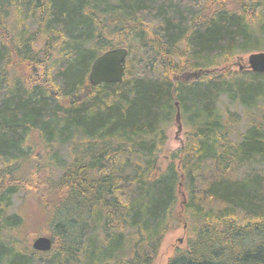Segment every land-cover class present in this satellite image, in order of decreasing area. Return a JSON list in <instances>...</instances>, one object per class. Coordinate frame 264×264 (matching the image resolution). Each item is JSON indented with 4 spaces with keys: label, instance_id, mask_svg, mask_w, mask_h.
<instances>
[{
    "label": "trees",
    "instance_id": "obj_1",
    "mask_svg": "<svg viewBox=\"0 0 264 264\" xmlns=\"http://www.w3.org/2000/svg\"><path fill=\"white\" fill-rule=\"evenodd\" d=\"M253 51L264 0H0V264H152L183 225L166 264H264V73L221 67Z\"/></svg>",
    "mask_w": 264,
    "mask_h": 264
},
{
    "label": "rangeland",
    "instance_id": "obj_2",
    "mask_svg": "<svg viewBox=\"0 0 264 264\" xmlns=\"http://www.w3.org/2000/svg\"><path fill=\"white\" fill-rule=\"evenodd\" d=\"M248 54H242L237 59L231 60L230 62L224 64L221 67L224 68H230L229 69H237L238 62L244 64L246 63ZM41 74V67L40 65H35L31 68V75L33 78L38 79ZM220 106L222 108H225V106H228V108H234L232 104H227L225 100H222L220 102ZM241 112V115L243 117V121H246L249 116V112H245V110H239ZM184 141L183 131L182 127L179 123V119L176 117L174 120V124L171 127L169 133H168V140L167 143L171 149H175L178 147H181ZM64 150V148H63ZM180 196L184 197V194H182L181 189H179ZM182 210V209H181ZM10 211H17L23 213L25 216L27 215L28 220V226L36 227L39 225L40 222V211L38 210V207L36 206L33 201H26L24 202L21 199H15L12 207L10 208ZM38 235H48L46 232H42L40 234H34L31 235L29 239V244H31L32 240L38 236ZM49 236V235H48ZM180 238V240H179ZM186 238V226H180L176 230L169 232L162 240L159 251L154 259V262L152 264H166L168 258L173 254L174 250L178 247H182L185 243Z\"/></svg>",
    "mask_w": 264,
    "mask_h": 264
},
{
    "label": "water",
    "instance_id": "obj_3",
    "mask_svg": "<svg viewBox=\"0 0 264 264\" xmlns=\"http://www.w3.org/2000/svg\"><path fill=\"white\" fill-rule=\"evenodd\" d=\"M128 49L124 46L112 47L99 54L92 62L88 80L92 85L103 82H120L124 73L125 59ZM247 68L255 72L264 73V51L251 52L247 55ZM243 65L239 64V69ZM179 119V117L177 116ZM52 237L38 235L32 242L33 249L38 251H49L52 248Z\"/></svg>",
    "mask_w": 264,
    "mask_h": 264
},
{
    "label": "bare ground",
    "instance_id": "obj_4",
    "mask_svg": "<svg viewBox=\"0 0 264 264\" xmlns=\"http://www.w3.org/2000/svg\"><path fill=\"white\" fill-rule=\"evenodd\" d=\"M253 52H256V51H253ZM250 53H251V52H250ZM248 54H249V53H248ZM96 57H97V56H96ZM96 57H95V58H96ZM95 58H94V59H95ZM237 58H238V57H237ZM237 58H236V59H237ZM94 59H93V60H94ZM92 62H93V61H92ZM91 64H92V63H91ZM238 64H242V63L238 62ZM238 64H237V66H238ZM242 65H243V67H245L246 69H249V68H247V61H246V63H244V64H242ZM90 67H91V65H90ZM229 68H230V66H229ZM237 69H238V70H242V69H239V66L237 67ZM89 70H90V69H89ZM250 70H251V69H250ZM252 71H253V70H252ZM88 73H89V72H88ZM123 75H124V73H123ZM122 78H123V77H122ZM88 81H89V80H88ZM89 83H90V82H89ZM103 83H114V82H103ZM90 84H91V83H90ZM100 84H102V83H100ZM97 85H99V84H97ZM179 240H180V238H179ZM30 246H31V244H30ZM31 248H32V246H31ZM32 249H33V248H32ZM34 250H35V249H34ZM35 251H38V250H35ZM40 252H44V251H40Z\"/></svg>",
    "mask_w": 264,
    "mask_h": 264
}]
</instances>
